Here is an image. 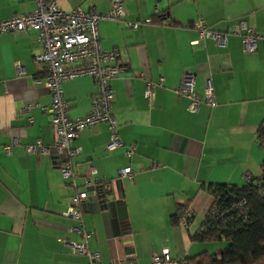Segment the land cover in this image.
I'll use <instances>...</instances> for the list:
<instances>
[{
  "label": "crops",
  "instance_id": "1",
  "mask_svg": "<svg viewBox=\"0 0 264 264\" xmlns=\"http://www.w3.org/2000/svg\"><path fill=\"white\" fill-rule=\"evenodd\" d=\"M58 5L105 12L110 0H58ZM33 7L32 0H0V19ZM122 8V19H151L135 29L105 19L97 25L100 44L116 49L125 65L110 80L122 146L105 150L110 132L103 123L81 130L72 142L80 149L74 171L81 175L94 168L102 186L101 196L81 207L80 221L91 234L88 249L99 256L94 264H149V255L164 247L176 260L203 251L218 255L227 243L193 238L212 202L208 188L241 186L247 175L258 178L264 166V145L258 142L264 126V0H123ZM164 10L166 19L157 21L155 14ZM196 19L212 30L234 26L239 33H228L223 45L210 37L193 42ZM241 21L259 34L251 52L242 49ZM39 51L31 30L0 33V264H82L86 257L64 243L80 241L69 230L76 220L62 215L66 183L47 158L24 151L36 140L48 146L54 139L41 110L50 95L33 82L43 76L33 61ZM184 72L193 75L197 98L211 86L214 106L201 102L188 111V99L176 92ZM159 78L162 84L148 103L144 84ZM93 92L87 76L63 83L71 118L88 112ZM11 140L19 143L6 153ZM125 167L131 177H118ZM179 205L191 214L186 228L171 223Z\"/></svg>",
  "mask_w": 264,
  "mask_h": 264
},
{
  "label": "built area",
  "instance_id": "2",
  "mask_svg": "<svg viewBox=\"0 0 264 264\" xmlns=\"http://www.w3.org/2000/svg\"><path fill=\"white\" fill-rule=\"evenodd\" d=\"M34 7L27 13H16L9 17L0 19V33L8 31H32L33 37L40 45V51L33 55V61L39 65L43 73L41 78H34L33 82L41 84L50 95L48 106L41 108L49 116V123L52 127L53 142L45 146L39 140L33 145H25L26 154L44 156L59 171L62 180L69 190L68 204L62 212L63 216L76 220V225L69 228L80 237L79 242L64 241L72 253L86 257L82 264H94L99 259L97 253L90 252L87 242L91 234L86 231L80 221L82 204L89 199H96L97 189L100 181L96 178V170L88 167L83 174L79 175L74 171L73 159L78 156L80 149L74 147L72 142L79 136L81 130L93 125L103 123L110 132L109 140L104 148L107 151L122 146L118 138L116 122L112 113V92L110 80L122 72L125 65L118 60L119 54L114 48H105L100 44L98 35V21L112 20L120 22L124 28L135 29L141 23H149V17L143 20L122 19L124 10L123 0H110V7L105 12L85 10L79 6L71 9H62L58 0H32ZM198 39L210 37L216 43L223 45L228 33L238 34L236 27L231 26L226 32L209 29L200 19L194 21ZM242 49L251 52L256 48L258 32L243 21L239 23ZM90 77L94 84V92L89 98L88 112L82 117L71 118L68 115L67 102L63 95V83L77 78ZM162 84V78L157 81H147L144 84L143 96L148 103L152 100L153 90ZM176 92L185 96L189 103L188 111L194 112L201 102L208 106H214L215 100L212 88L209 84L203 89L202 99L197 98L193 93V75L184 72ZM24 111L27 109L24 108ZM19 143L18 140H11L5 146L6 153H9L11 144ZM132 148H127L125 153H132ZM263 170V168H262ZM128 167L118 171V177H131ZM245 176L243 182L249 180ZM262 184V176L257 178ZM105 189L108 188L103 184ZM121 199V197H120ZM122 200V199H121ZM243 200L231 201L225 209L217 211L211 209L210 221L223 220L231 221L234 214L246 220L243 207ZM243 206V207H242ZM242 209V210H241ZM219 212V213H218ZM191 214L187 207H183L178 216V223L186 228ZM218 228V227H217ZM224 229V224L220 226ZM126 264H137L136 261H127ZM149 264H189L185 260H176L168 255V249L163 248L159 254L149 255Z\"/></svg>",
  "mask_w": 264,
  "mask_h": 264
},
{
  "label": "trees",
  "instance_id": "3",
  "mask_svg": "<svg viewBox=\"0 0 264 264\" xmlns=\"http://www.w3.org/2000/svg\"><path fill=\"white\" fill-rule=\"evenodd\" d=\"M167 17V10L155 14L157 21ZM258 142L264 145V126L258 133ZM264 179V166L262 167ZM101 187L97 189V196H101ZM212 202L194 235V239L202 242H214L225 239L227 244L219 254H209L205 251L186 259L189 264H264V184L257 178L249 177L241 186L216 185L208 188ZM243 200V211L246 220L234 214L231 221L215 220L209 222L211 209L217 211L226 208L231 201ZM185 205L176 207L171 216V223H178V216ZM215 209V210H216ZM242 210V209H241ZM219 213V212H218ZM224 224V229L220 226ZM218 227V228H217Z\"/></svg>",
  "mask_w": 264,
  "mask_h": 264
},
{
  "label": "rangeland",
  "instance_id": "4",
  "mask_svg": "<svg viewBox=\"0 0 264 264\" xmlns=\"http://www.w3.org/2000/svg\"><path fill=\"white\" fill-rule=\"evenodd\" d=\"M220 241H222V243H223L224 245H225V243H227L225 239H221ZM218 251H219V250H218Z\"/></svg>",
  "mask_w": 264,
  "mask_h": 264
}]
</instances>
